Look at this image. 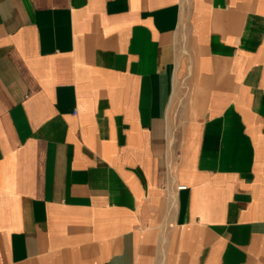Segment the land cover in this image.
I'll return each instance as SVG.
<instances>
[{"label": "crops", "instance_id": "crops-1", "mask_svg": "<svg viewBox=\"0 0 264 264\" xmlns=\"http://www.w3.org/2000/svg\"><path fill=\"white\" fill-rule=\"evenodd\" d=\"M0 264H264V0H0Z\"/></svg>", "mask_w": 264, "mask_h": 264}, {"label": "bare ground", "instance_id": "bare-ground-1", "mask_svg": "<svg viewBox=\"0 0 264 264\" xmlns=\"http://www.w3.org/2000/svg\"><path fill=\"white\" fill-rule=\"evenodd\" d=\"M177 98V97H176ZM172 114V113H171ZM172 124V123H171ZM173 126V125H172ZM172 126L170 125V128H169V136H170V139L171 141H173L174 139V134H173V130H172Z\"/></svg>", "mask_w": 264, "mask_h": 264}, {"label": "built area", "instance_id": "built-area-1", "mask_svg": "<svg viewBox=\"0 0 264 264\" xmlns=\"http://www.w3.org/2000/svg\"><path fill=\"white\" fill-rule=\"evenodd\" d=\"M178 188H179V189H184V188H186V186L181 185V186H179Z\"/></svg>", "mask_w": 264, "mask_h": 264}]
</instances>
